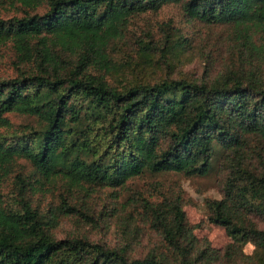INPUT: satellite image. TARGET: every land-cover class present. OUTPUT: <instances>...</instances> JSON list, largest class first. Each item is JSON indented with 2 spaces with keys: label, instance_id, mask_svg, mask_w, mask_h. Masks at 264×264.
Masks as SVG:
<instances>
[{
  "label": "trees",
  "instance_id": "16d2710c",
  "mask_svg": "<svg viewBox=\"0 0 264 264\" xmlns=\"http://www.w3.org/2000/svg\"><path fill=\"white\" fill-rule=\"evenodd\" d=\"M15 1L22 13L0 17V40L12 41L17 67L0 77V125L10 111L37 124L28 125V136H0V170L22 156L44 177L60 175L69 189L115 187L145 172L205 175L221 152L223 196L207 203L211 220L234 242L225 253L201 247L179 196L145 203L166 251L134 255L128 243L57 237L60 215L41 209L30 179L18 171L11 202L0 191V264H214L223 256L235 260L240 242L264 248V226L248 216L264 220V168L250 141L251 135L264 141V0ZM168 3H181L208 24L240 29L231 57L210 55L201 76L173 75L167 36L166 75L149 79L133 67V80L110 81L120 69L114 43L124 42L130 20ZM149 37L136 40L146 60L158 49ZM61 195L59 212L80 211L67 191Z\"/></svg>",
  "mask_w": 264,
  "mask_h": 264
},
{
  "label": "rangeland",
  "instance_id": "374dc122",
  "mask_svg": "<svg viewBox=\"0 0 264 264\" xmlns=\"http://www.w3.org/2000/svg\"><path fill=\"white\" fill-rule=\"evenodd\" d=\"M15 2L0 0V17L22 13L21 3ZM239 31L232 23L208 24L190 17L181 3L165 4L157 11L138 14L130 20L124 42L114 43L117 46L114 50L115 59L120 69L114 71L116 76L111 75L108 78L116 83L119 78L133 80L136 78L133 67L140 71V75L149 79L166 75L169 66L161 60V54L166 53L164 39L167 36L173 38L170 55L175 66L171 73L201 76L210 55L219 57L222 54L224 57H231L233 52L230 53V47L239 40ZM148 36L154 44H158L152 60L141 57L140 44L136 42L137 37ZM176 39L181 41L177 45ZM15 60L12 41L0 40V77L16 73ZM216 65H213L215 70L222 66L221 61ZM7 116L9 122L0 125V136L11 139L16 135L28 136V125L37 124L33 116L17 111L8 112ZM250 141L257 154L255 163L259 169H263L264 141L255 135H251ZM18 171L30 179L33 197L41 209L48 214L56 211L60 215L53 227L57 237L83 235L111 245L128 243L134 255H143L149 250L166 251L167 245L153 226L145 203L146 200L159 201L164 196H179L201 247L202 244H209L225 253L227 246L234 242L225 226L211 220V210L207 203L209 199L223 196L226 170L221 152L217 153L214 167L205 175H187L178 171L145 172L115 187L83 184L72 189H69V185L60 175L46 178L27 158L21 156L7 169L0 170L1 197L6 203L11 202L14 186L12 181ZM65 191L69 193L79 212H59L61 194ZM248 216L258 225L264 226V220L260 216L253 212ZM214 264H264V248L252 241L240 242L235 260L223 256Z\"/></svg>",
  "mask_w": 264,
  "mask_h": 264
}]
</instances>
